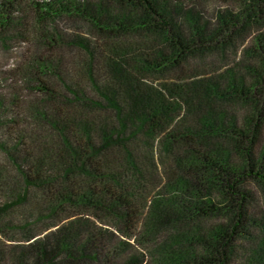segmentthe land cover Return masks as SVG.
Masks as SVG:
<instances>
[{
	"label": "trees",
	"instance_id": "16d2710c",
	"mask_svg": "<svg viewBox=\"0 0 264 264\" xmlns=\"http://www.w3.org/2000/svg\"><path fill=\"white\" fill-rule=\"evenodd\" d=\"M21 46L0 264H264V0H0Z\"/></svg>",
	"mask_w": 264,
	"mask_h": 264
},
{
	"label": "rangeland",
	"instance_id": "374dc122",
	"mask_svg": "<svg viewBox=\"0 0 264 264\" xmlns=\"http://www.w3.org/2000/svg\"><path fill=\"white\" fill-rule=\"evenodd\" d=\"M217 6L220 5L219 2H213L210 4V6ZM24 46H21L15 50H13L10 54H5L3 55L0 52V88L4 86L3 83V78L7 75V73L10 71V69H12L13 65L15 64V62L17 60H20V56L22 55V53H24L23 50Z\"/></svg>",
	"mask_w": 264,
	"mask_h": 264
}]
</instances>
